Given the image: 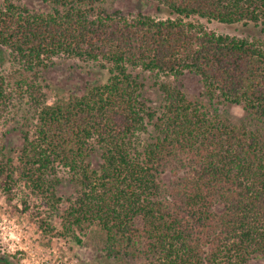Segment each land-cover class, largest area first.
I'll use <instances>...</instances> for the list:
<instances>
[{
    "label": "trees",
    "instance_id": "trees-1",
    "mask_svg": "<svg viewBox=\"0 0 264 264\" xmlns=\"http://www.w3.org/2000/svg\"><path fill=\"white\" fill-rule=\"evenodd\" d=\"M152 1L174 18L108 12L104 0H41L47 12L0 3V47L19 62L44 69L65 56L104 62L110 73L83 95L52 104L37 76L24 82L33 128L21 132L17 179L13 161L0 160V191L20 180L55 206L62 170L73 194L60 236L79 244L76 232L96 231L108 258L134 253L137 264H264V132L203 110L180 83L159 84L162 98L151 110L129 71L175 80L191 74L208 99L262 122L264 39L217 34L188 19L264 26V0ZM7 101L0 75V119ZM148 125L155 135L140 150L135 140ZM165 172L173 176L168 183Z\"/></svg>",
    "mask_w": 264,
    "mask_h": 264
},
{
    "label": "rangeland",
    "instance_id": "rangeland-1",
    "mask_svg": "<svg viewBox=\"0 0 264 264\" xmlns=\"http://www.w3.org/2000/svg\"><path fill=\"white\" fill-rule=\"evenodd\" d=\"M2 1L0 0V3ZM12 1L38 11L49 10L48 5L41 0ZM101 7L108 12L119 11L127 16L141 13L155 19L174 18L167 8L152 0H104ZM188 20L217 34L264 39L263 25H226L196 17ZM46 64L44 69L23 64L0 47V75L8 93V101L0 119V146L3 148L0 160L13 161L15 179L19 174L15 167L17 151L22 143L21 132L33 128L24 84L33 80L34 75L37 76L45 103L52 104L72 96H81L92 86L105 83L110 76L109 65L101 61L81 62L73 57L58 56ZM129 71L141 84V99L151 110L157 109L162 98L158 90L159 84L180 83L187 98L198 101L204 107L203 110L218 113L221 118L231 123L242 122L249 129L264 132V120L260 123L251 122L241 106L227 104L221 99H208L199 79L191 74H184L179 80H175L173 77L149 73L140 68H129ZM154 135L151 125H148L146 132L137 134L136 147L141 150ZM91 163L93 167L100 163L98 154L91 157ZM56 178L59 183L55 187V194L60 197V202L55 206H51L42 197L32 195L30 188L20 180H17L9 192L0 191V259H5L8 264H137L134 253L121 260L108 258L103 253L96 231H89L84 235L76 232L79 244L69 236L59 235L62 233L60 217L68 205L67 199L73 194V188L62 170L57 171ZM172 178L169 172L161 176L164 183H168ZM246 264L263 262L251 259Z\"/></svg>",
    "mask_w": 264,
    "mask_h": 264
}]
</instances>
